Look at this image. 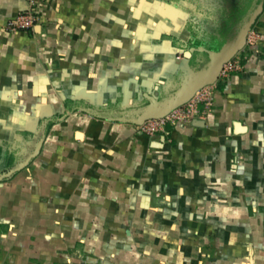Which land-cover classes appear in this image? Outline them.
Listing matches in <instances>:
<instances>
[{"label":"crops","instance_id":"obj_1","mask_svg":"<svg viewBox=\"0 0 264 264\" xmlns=\"http://www.w3.org/2000/svg\"><path fill=\"white\" fill-rule=\"evenodd\" d=\"M192 0H0V264H264V40L205 118L143 133L102 114L207 58ZM256 27L264 31V12ZM158 86V87H157Z\"/></svg>","mask_w":264,"mask_h":264},{"label":"water","instance_id":"obj_2","mask_svg":"<svg viewBox=\"0 0 264 264\" xmlns=\"http://www.w3.org/2000/svg\"><path fill=\"white\" fill-rule=\"evenodd\" d=\"M263 12L264 0H253L250 8L238 23L234 25L220 49L215 50L199 45L185 50V55L187 56H191L195 51L205 52L208 54V59L201 66L195 68L178 86L169 89L163 96L156 97L153 94H146V102L117 110H110L101 116L110 120L139 125L147 119L163 117L174 108L188 102L202 87L214 84L219 80L224 65L238 51L244 48L249 31L255 26ZM43 142L44 137L37 142L34 150L28 157L10 169L0 172V181L11 178L15 173L27 167L30 161L40 153Z\"/></svg>","mask_w":264,"mask_h":264},{"label":"built area","instance_id":"obj_3","mask_svg":"<svg viewBox=\"0 0 264 264\" xmlns=\"http://www.w3.org/2000/svg\"><path fill=\"white\" fill-rule=\"evenodd\" d=\"M28 8L19 12L16 16L7 21V28L10 31H18L34 27L44 14L46 0H26ZM264 40V31L255 26L249 31L247 36V46L254 51H260V44ZM242 49V50H243ZM241 50V51H242ZM239 51L230 61H228L222 70L221 76L228 77L234 70L242 68ZM217 83V82H216ZM208 84L198 90L195 95L186 103L174 108L167 115L159 118L147 119L139 124L140 130L148 135H155L159 132H167V126L178 123H191L196 119L205 118L213 109L215 103V84Z\"/></svg>","mask_w":264,"mask_h":264},{"label":"flooded vegetation","instance_id":"obj_4","mask_svg":"<svg viewBox=\"0 0 264 264\" xmlns=\"http://www.w3.org/2000/svg\"><path fill=\"white\" fill-rule=\"evenodd\" d=\"M252 1L192 0L189 6L190 16L188 24L192 27V38L194 41H198L196 45H203L215 50L220 49L234 25L238 23L250 8ZM208 37L217 43H208L206 41ZM217 44H220V46H217ZM202 53L208 59V54L205 52Z\"/></svg>","mask_w":264,"mask_h":264},{"label":"rangeland","instance_id":"obj_5","mask_svg":"<svg viewBox=\"0 0 264 264\" xmlns=\"http://www.w3.org/2000/svg\"><path fill=\"white\" fill-rule=\"evenodd\" d=\"M206 41L209 43H211V44H215V43H217L215 40H213L212 38H206ZM212 41H214L213 43H212ZM221 44V43H220ZM220 44H217V46H220Z\"/></svg>","mask_w":264,"mask_h":264},{"label":"bare ground","instance_id":"obj_6","mask_svg":"<svg viewBox=\"0 0 264 264\" xmlns=\"http://www.w3.org/2000/svg\"><path fill=\"white\" fill-rule=\"evenodd\" d=\"M244 47H245V46H244ZM241 50H242V49H241ZM241 50H240V51H241ZM238 52H239V51H238Z\"/></svg>","mask_w":264,"mask_h":264}]
</instances>
